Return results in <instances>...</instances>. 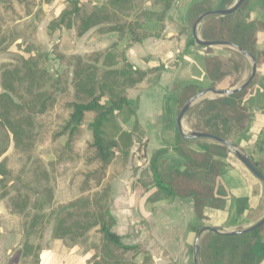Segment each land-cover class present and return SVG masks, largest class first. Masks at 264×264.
<instances>
[{
	"label": "trees",
	"instance_id": "trees-1",
	"mask_svg": "<svg viewBox=\"0 0 264 264\" xmlns=\"http://www.w3.org/2000/svg\"><path fill=\"white\" fill-rule=\"evenodd\" d=\"M54 1L0 0V53L13 60L0 66V203L20 220L24 264H40L42 242L53 217V248L60 247L61 253L96 232L100 243L92 246L88 264H152L146 245L127 246L113 232L116 221L110 212L111 183L127 170L138 129L137 126L126 131L119 121L130 103L129 90L164 67L140 70L120 46L125 40L134 45L160 38L166 14L177 0H107L103 4L95 0H69L47 24L49 37L68 31L81 39L96 31L99 35L115 33L118 40L105 50L83 56L70 55L69 48L63 51L58 44L52 56L65 69L57 76L46 67L49 55L42 51L37 28L38 23L46 20ZM154 3L160 4L162 11L147 9ZM245 8L246 3L233 15L206 19L200 29L201 38L228 41L256 56L255 47L263 41L264 24L242 12ZM198 10L209 11L203 5L194 11ZM243 13L246 14L241 21L239 16ZM153 22L160 26L157 32L145 29ZM186 31L180 29L179 35ZM225 51L232 58L229 78L226 71H221L222 65H214L217 60L207 61L215 90L219 89L221 79H229L233 87V78L246 64L240 53ZM245 97L246 90L197 104L189 113V127L192 131L233 139L248 125L250 111L244 105ZM134 114L135 111L130 113ZM87 131L90 140L81 143ZM47 142L55 159L45 164L35 151ZM179 152L187 159L189 169L180 177L188 182L200 172L201 164L187 151ZM251 160L264 176V134ZM96 164L100 165L101 176L95 182L88 176L76 197L54 205L53 186L68 167L90 168ZM155 182L169 197L184 195L196 199L199 192L190 184L189 191L184 192L187 186L174 188L156 175ZM46 205H51L49 212ZM258 240L264 252V227L236 237L211 235L205 246L201 245V253L209 249L205 255L207 264H259L253 260ZM227 251L229 261L225 259ZM139 255L144 256L142 263L137 262Z\"/></svg>",
	"mask_w": 264,
	"mask_h": 264
},
{
	"label": "crops",
	"instance_id": "crops-1",
	"mask_svg": "<svg viewBox=\"0 0 264 264\" xmlns=\"http://www.w3.org/2000/svg\"><path fill=\"white\" fill-rule=\"evenodd\" d=\"M236 2L177 0L166 14L165 30L160 38H150L134 45L125 40L120 46L126 49L129 61L140 70L147 71L159 65L164 67L129 90V102L137 108L134 115L125 109L122 113L125 115L119 121L126 131L131 132L137 126L138 129L133 136L128 168L111 183L110 212L116 221L113 232L127 246L146 245L153 258L152 264H194V247L203 228L226 232L245 230L264 218V183L255 178L227 147L210 140L184 139L177 126L178 115L189 100L202 93L206 94L197 104L222 98L213 92L207 93L214 89L207 61L217 60L214 65H222L221 71H226L229 78V61L232 59L224 50L232 49L230 47H201L195 43L189 29L203 11L194 10L199 5L206 6L209 11L227 9ZM245 3L252 20L264 22L260 0ZM147 25L158 31V24ZM180 29L187 31L179 35ZM147 30L153 31L151 28ZM95 32L91 31L81 39L71 32L74 40L69 54L83 56L102 51L118 40L115 33L99 35ZM262 38L263 41L255 47L256 56L253 54L257 61V76L245 89L244 105L250 111L248 125L245 131L228 140L250 157L255 155L264 134V34ZM243 57L246 63L251 60ZM259 66L262 67L260 76ZM247 67L245 64L233 78V87H230L229 79H221L218 90L243 84L251 74H248ZM213 72L215 74V67ZM183 128L185 130V122ZM181 149L201 164L200 172L188 182L180 177L189 170L187 159L179 152ZM155 175L174 188L187 186L184 192L189 191L188 184L193 185V189H199L196 199L184 195L169 197L166 191L157 187ZM52 233L48 244L42 245L40 264H88L92 246L100 243V235L92 232L83 242L61 253L60 247L53 248ZM211 235L216 234L208 231L202 234L199 264H207L202 259L201 241L210 239ZM13 238L10 233L0 234L1 242ZM260 245V240L254 244L256 256L253 260L264 264ZM143 259L144 256L139 255L137 262L142 263ZM225 259L229 261V251L225 253Z\"/></svg>",
	"mask_w": 264,
	"mask_h": 264
},
{
	"label": "rangeland",
	"instance_id": "rangeland-1",
	"mask_svg": "<svg viewBox=\"0 0 264 264\" xmlns=\"http://www.w3.org/2000/svg\"><path fill=\"white\" fill-rule=\"evenodd\" d=\"M69 0H55L49 10L48 15L45 21L40 22L37 24L38 28V37L39 40L43 46L42 51L49 55V58L47 59V65L46 67L48 70L53 73L54 75H59L64 71V67L60 65V63L55 60L52 56V50L55 46L59 44V46L63 49V51H66V49L71 48L73 44V38L71 36V32L66 31L64 35L62 32L55 33L54 36L51 38L48 36L46 24L49 23L58 13L60 10L63 9V7L66 6L67 2ZM98 4H103L107 0H95ZM238 1V0H237ZM260 3L262 5L261 11L264 12V0H260ZM247 8V5H246ZM244 9L242 12H248ZM147 9L152 11L160 12L162 11V6L158 3H154L153 5H148ZM225 9V8H224ZM245 14L239 16V19L241 21H244ZM244 15V16H243ZM50 20V21H49ZM196 21V20H195ZM195 23V22H194ZM193 23V24H194ZM264 24V22H261ZM153 25V24H152ZM152 25H147L145 29H153L152 32H157V29L154 30ZM202 26V24H201ZM192 27H190V32L192 33ZM201 28V27H199ZM160 29V26L158 25V30ZM96 33V32H95ZM199 36L200 32H199ZM233 49V48H232ZM231 49V50H232ZM123 50H126L123 48ZM224 50H229L228 48ZM234 51L238 52L237 50L233 49ZM68 51V50H67ZM69 53V51H68ZM239 53V52H238ZM90 54V53H88ZM243 56V55H242ZM247 60V59H246ZM12 57L10 55H4L0 53V66L4 63L12 62ZM250 63V64H249ZM247 68H248V74H250L252 70V61L247 60ZM155 75V74H154ZM262 75V67L259 66V76ZM2 92L1 86H0V93ZM195 107V106H194ZM193 107V108H194ZM135 108L137 106L133 103H129L126 107V111H135ZM192 108V109H193ZM191 109V110H192ZM190 113V112H189ZM189 113L186 115L184 122H185V130L186 132L192 131V129L189 127L188 119H189ZM124 114L121 115L123 117ZM123 120V119H122ZM121 120V121H122ZM86 127V126H85ZM86 140H90V132L87 131L85 137L81 141L83 143ZM65 141V139H64ZM230 151V150H229ZM36 157L42 160L45 164H48L49 162H52L55 159V155L53 153V148L51 144L48 142L43 145H38L36 148ZM91 172V173H90ZM91 182H95L99 176H101L100 172V165L96 164L91 166L90 168L80 166L79 167H68L65 174L61 176L58 181L55 182L53 188H54V198L56 200V203L54 205L60 204V203H67L74 197L78 195L79 188H84V183L86 179ZM47 210L46 212H49L51 209V205H46ZM0 224H1V230L0 234H13L14 238L8 241H0V263L1 264H24L23 262L26 261V259H23L22 257V248L24 244V238L21 230V223L20 220L11 214L5 209L4 204L0 203ZM55 224V217H53L51 223L49 224L46 232V237L44 241L42 242V245H47L48 240L50 238V234L52 233L53 227ZM209 239L205 238L203 241H201V245L205 246V242H207ZM207 248V246L205 247ZM209 249H206L202 251V259L203 262L206 263V254H208ZM227 260V259H226ZM228 262V261H227ZM229 263V262H228Z\"/></svg>",
	"mask_w": 264,
	"mask_h": 264
},
{
	"label": "water",
	"instance_id": "water-1",
	"mask_svg": "<svg viewBox=\"0 0 264 264\" xmlns=\"http://www.w3.org/2000/svg\"><path fill=\"white\" fill-rule=\"evenodd\" d=\"M247 0H238L232 7L227 8V9H217V10H210L207 12H204L198 18L196 19L195 23L193 24L192 27V36L195 41V43L201 47H216V46H226L233 48L237 50L241 55L248 57L252 60V71L248 79L241 84L240 86H237L235 88L229 89V90H215V89H209L208 92H213L220 97H230L236 94L241 93L245 89H247L255 80L257 76V61L255 56L248 52L243 50L240 47L235 46L231 42L224 41V40H219V41H206L203 40L199 36V26L208 18L210 17H225V16H230L238 12L242 6L245 4ZM206 93L199 94L195 98L189 100L181 109L178 118H177V126H178V131L181 135L182 138L187 139V140H210L213 142H216L218 144H221L225 147H227L231 153L253 174L255 178H257L259 181L264 183V176L259 172V170L256 168L254 165L253 161L251 160V157L247 155L245 152H243L237 145L229 142L228 140H225L223 138H220L218 136L204 133V132H196V131H190V132H185L183 126H184V119L186 115L191 111V109L196 106L197 101L200 100L202 97H204ZM264 227V218L255 224L254 226L245 229V230H237V231H230L226 232L224 230H220L217 228H203L200 230V232L197 235V242L194 247V264H199V253H200V240L202 237V234L206 231L214 233L216 235L224 236V237H236V236H242L246 234H251L259 229Z\"/></svg>",
	"mask_w": 264,
	"mask_h": 264
}]
</instances>
